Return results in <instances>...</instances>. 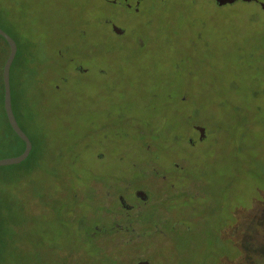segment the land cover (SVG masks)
<instances>
[{
	"label": "rangeland",
	"instance_id": "374dc122",
	"mask_svg": "<svg viewBox=\"0 0 264 264\" xmlns=\"http://www.w3.org/2000/svg\"><path fill=\"white\" fill-rule=\"evenodd\" d=\"M260 4L0 0L18 48L11 101L34 144L0 167V264H264ZM20 152L0 120V159ZM115 193L152 227L97 228L119 213Z\"/></svg>",
	"mask_w": 264,
	"mask_h": 264
},
{
	"label": "flooded vegetation",
	"instance_id": "af4514ba",
	"mask_svg": "<svg viewBox=\"0 0 264 264\" xmlns=\"http://www.w3.org/2000/svg\"><path fill=\"white\" fill-rule=\"evenodd\" d=\"M97 1H101L104 5L109 6L111 8H114V9H117V10H120V11L137 13L138 11H140L141 5L147 3L148 1H154V0H97ZM256 1H254V2H256ZM103 22L105 24H107L110 27L111 31L114 34H116L117 36H123L125 34V29L116 26L112 22L111 19H109L107 17H104L103 18ZM16 46H17V44H16ZM17 52H18V48H17ZM17 52H16V54H17ZM73 69H74L75 72H78V73H82V72L85 71L81 66H78V65H74ZM64 82H66V80ZM55 89H59V86H56ZM2 107H3V101H2ZM11 108H12V113H13L16 121H17V117H16V113H15L12 101H11ZM193 130L197 132L199 141H201V140H203L205 138V135L200 137V132L195 127L193 128ZM188 143L190 145H193L194 144V140L193 141L190 140ZM123 189H125V188H123ZM132 194L135 197V199H137L138 201H141L143 203H147L149 201V197L150 196H147L146 194H144L143 191L139 189V187H136L133 190ZM104 195H105L106 198H109V196H110L108 194H104ZM114 199L118 202L119 213L111 214L110 218L108 219L106 224H104V225H102L100 227H97V228H112L115 231H121L122 230V231H125L127 233L129 232V233H132V234L134 233L135 234L136 233V231H135L136 229L135 228H149L150 227V224H149L150 222H146L145 223L144 221H140L141 219L139 218V215H141L140 214L141 210L138 209L139 207L135 206L130 201L125 199L123 194L115 193L114 194ZM133 212H136L139 215L138 216H134ZM151 227H152V225H151ZM126 228L127 229L128 228H131V229L134 228V229H132V230L130 229V231H128ZM153 228H154V226H153ZM133 261H132L133 263L131 262L130 264H137V263H139L141 261H148V259L140 258V259H133Z\"/></svg>",
	"mask_w": 264,
	"mask_h": 264
},
{
	"label": "water",
	"instance_id": "95a60500",
	"mask_svg": "<svg viewBox=\"0 0 264 264\" xmlns=\"http://www.w3.org/2000/svg\"><path fill=\"white\" fill-rule=\"evenodd\" d=\"M218 6L226 5V4H232L235 1H243V2H251L256 0H213ZM262 10L264 11V4H260ZM0 36L6 41L9 52L8 56L3 64L2 67V86H3V108L4 112L7 118V121L11 127V129L14 131V133L24 142V150L21 154L13 157V158H7V159H0V167L1 166H9V165H15L18 163L23 162L27 156L29 155L32 143L29 140L28 136L22 131V129L19 127L11 108V92H10V67L12 65V62L15 58L16 52H17V46L15 41L12 39L10 35H8L4 30L0 28ZM200 132V137L204 136V130L200 127H195ZM137 264H149L148 261H141Z\"/></svg>",
	"mask_w": 264,
	"mask_h": 264
},
{
	"label": "trees",
	"instance_id": "16d2710c",
	"mask_svg": "<svg viewBox=\"0 0 264 264\" xmlns=\"http://www.w3.org/2000/svg\"><path fill=\"white\" fill-rule=\"evenodd\" d=\"M8 34V33H7ZM9 35V34H8ZM0 42H2L4 48L2 51H0V62H1V66H0V120L3 121L4 125L10 130V132L14 135V137H16L20 143H21V152L20 154L22 153V151L24 150V142L14 133V131L11 129L8 121H7V118H6V115H5V112H4V109L2 107V101H3V86H2V67H3V64L8 56V52H9V48H8V45L6 43V41L0 36ZM18 54V52H17ZM15 56L13 62H12V65L10 67V70L12 69L13 65L17 62V55ZM18 122V121H17ZM19 127L22 129V127L20 126V124L18 123ZM23 130V129H22ZM24 131V130H23ZM28 136V135H27ZM29 140L31 141L32 143V148H31V151L29 154H31V152L33 151V148H34V144H33V141L32 139L28 136ZM29 156V155H28ZM27 156V157H28ZM1 183V182H0ZM150 198V197H149Z\"/></svg>",
	"mask_w": 264,
	"mask_h": 264
}]
</instances>
